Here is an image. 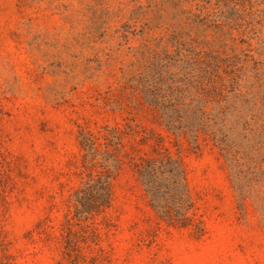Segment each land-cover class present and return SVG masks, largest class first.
<instances>
[{
	"label": "rangeland",
	"instance_id": "374dc122",
	"mask_svg": "<svg viewBox=\"0 0 264 264\" xmlns=\"http://www.w3.org/2000/svg\"><path fill=\"white\" fill-rule=\"evenodd\" d=\"M201 1L0 0V264H264V33Z\"/></svg>",
	"mask_w": 264,
	"mask_h": 264
},
{
	"label": "trees",
	"instance_id": "16d2710c",
	"mask_svg": "<svg viewBox=\"0 0 264 264\" xmlns=\"http://www.w3.org/2000/svg\"><path fill=\"white\" fill-rule=\"evenodd\" d=\"M190 14L209 29H227L251 38L264 33V0H203Z\"/></svg>",
	"mask_w": 264,
	"mask_h": 264
}]
</instances>
